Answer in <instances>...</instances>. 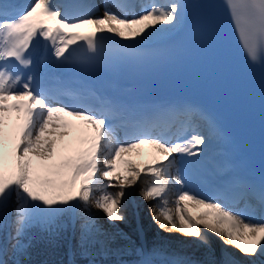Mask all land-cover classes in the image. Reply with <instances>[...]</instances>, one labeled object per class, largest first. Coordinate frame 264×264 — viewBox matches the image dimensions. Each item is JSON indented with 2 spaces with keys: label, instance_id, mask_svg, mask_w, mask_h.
Here are the masks:
<instances>
[{
  "label": "snow or ice",
  "instance_id": "6c2138e0",
  "mask_svg": "<svg viewBox=\"0 0 264 264\" xmlns=\"http://www.w3.org/2000/svg\"><path fill=\"white\" fill-rule=\"evenodd\" d=\"M226 6L243 54L264 69V0H226ZM186 7L179 0H164L131 18L106 10L102 17L71 19L55 0L0 3V228L13 217L14 248L35 224L60 232L62 217L69 218L78 246L99 243L109 233L93 208L113 226L126 222V189L139 185L144 201H157L159 211L150 213L160 230L203 245L211 233L245 258L238 262L229 253L222 264H259L264 257V222L221 203L223 193L210 199L186 189L177 156L200 155L208 140L196 130L191 111L173 133L174 141L168 138L170 128L164 130L166 119L160 118L133 123L126 132L131 138L121 142L114 109L65 104L59 93L41 87L35 73L25 72L34 67L33 50L40 41L61 63L76 48L97 54L104 33L134 48L176 28ZM156 129H161L159 134H153ZM170 192L176 194L175 211L169 206ZM259 195L264 202V187ZM182 202L200 210L194 214ZM0 264L7 262L0 259Z\"/></svg>",
  "mask_w": 264,
  "mask_h": 264
},
{
  "label": "trees",
  "instance_id": "16d2710c",
  "mask_svg": "<svg viewBox=\"0 0 264 264\" xmlns=\"http://www.w3.org/2000/svg\"><path fill=\"white\" fill-rule=\"evenodd\" d=\"M60 222L64 227L58 233L47 231L42 224H35L26 236L21 237L19 248L13 247L16 241L11 238L10 249L6 256L7 264H70V258L75 264H91L98 258L112 264L119 260L118 253L125 250L111 248L105 242L102 246L94 243L83 249L77 244L75 238L77 233L69 227V218L62 217ZM124 252L126 255L123 257L136 258L140 253L138 242Z\"/></svg>",
  "mask_w": 264,
  "mask_h": 264
},
{
  "label": "bare ground",
  "instance_id": "6f19581e",
  "mask_svg": "<svg viewBox=\"0 0 264 264\" xmlns=\"http://www.w3.org/2000/svg\"><path fill=\"white\" fill-rule=\"evenodd\" d=\"M163 2L164 0L160 1V3ZM109 3H111V1ZM111 9L114 12H117V8L115 6L112 5ZM95 13H97V11ZM101 179L103 180L104 178L101 177ZM104 182L107 183L106 180ZM137 193L140 199L141 221L143 225L146 226L145 228L146 233L148 234V236L152 235L156 243L164 247V250L160 251V255H159L161 256L160 264H170V262L176 260H182L191 264H199V260L204 258L214 261V264H222L225 257H227L229 253H231L238 262L245 260V258L241 256V254L237 252L235 249L233 248L226 249L225 245L221 242V240L211 233H208L209 243L207 245H203L197 242L196 240L192 238L184 237L179 233H175V232L168 233L166 231L160 230L157 227V225L153 222L152 214L150 213V209H157L159 211L158 208H155L157 201L155 200L144 201L141 196L140 190H138ZM175 195H176L175 192H170L168 194L169 206L172 208L173 211H175V203H174ZM182 203H187L189 209L194 214L200 210L197 208V206L193 205L191 202H182ZM128 210H129V206H127V210L125 213L127 216V221L123 223H117L114 226L110 224L106 219H103L102 213H99L98 210L94 209L93 211L96 212L97 215L101 216V222L103 223L104 229H106L107 231L117 232L122 229L129 228V222H130V218L132 219V216L130 214L128 215L127 213ZM169 243L172 244L170 245ZM259 264H264V257L259 258Z\"/></svg>",
  "mask_w": 264,
  "mask_h": 264
},
{
  "label": "rangeland",
  "instance_id": "374dc122",
  "mask_svg": "<svg viewBox=\"0 0 264 264\" xmlns=\"http://www.w3.org/2000/svg\"><path fill=\"white\" fill-rule=\"evenodd\" d=\"M104 12H105V10L100 9L99 11H97V13H95L91 17H101V16H103ZM138 190H140V186H139ZM137 196H138V193H137ZM93 210H94V208H93ZM127 213H128V215L129 214L131 215V212L129 210L127 211ZM9 221L11 223V228H13L14 224H13V217L12 216L9 217ZM144 227L146 228V226H144ZM107 232L109 233V237L100 238L99 244H100V246H102L103 245L102 243L105 242L111 248L125 249V250L121 251L120 253H118L119 257L125 256L126 253L124 251H126L127 249L128 250L131 249L137 243L136 234H135L134 229H133V220L131 218H130V222H129V228H125V229H122V230L117 231V232H114V231H107ZM146 235H147V239H148L147 241H148V245L150 247V250L152 251V253L155 256H159L160 251L164 250V247H162L158 243H156V241L154 240L152 235L148 236L147 233H146ZM210 241H211V239H210ZM169 244L171 245L172 243H169ZM131 258L132 257H130L129 259H131ZM101 260L103 261V259H101ZM98 263H99V260L97 262L93 261L91 264H98ZM160 263H161V261L159 260L158 264H160ZM204 263L214 264V261H211L210 259H207V258L199 260V264H204ZM118 264H126V263L123 261V258H119ZM187 264H191V263H187Z\"/></svg>",
  "mask_w": 264,
  "mask_h": 264
}]
</instances>
